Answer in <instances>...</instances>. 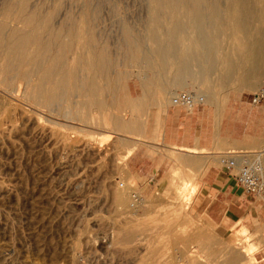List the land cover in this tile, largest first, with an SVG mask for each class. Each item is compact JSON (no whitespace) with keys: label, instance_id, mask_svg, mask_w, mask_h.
Returning <instances> with one entry per match:
<instances>
[{"label":"rangeland","instance_id":"374dc122","mask_svg":"<svg viewBox=\"0 0 264 264\" xmlns=\"http://www.w3.org/2000/svg\"><path fill=\"white\" fill-rule=\"evenodd\" d=\"M121 3L126 8L117 10L114 17L101 9L94 28L112 46L116 18L124 14L132 28L141 23V2ZM238 4L239 0L218 2L219 15L227 25L218 35L216 73L224 58L235 64L239 58L243 36L237 18L243 16ZM250 4L264 10V0ZM244 21L248 22L246 29L257 31L255 38H261L264 18L250 14ZM3 24L10 44L13 32L21 26L14 20ZM113 54L114 62L107 69L108 86L98 87L100 73L90 79L99 91L96 100L104 106L77 120L32 105L27 85L12 78L14 72L0 83V264H264V204L255 203L239 217L226 220L205 212V200L196 195L202 171L208 165L219 167V155L254 158L259 154L264 165V139L259 146L239 152L213 147L203 166H183L176 157L196 156L165 150L168 160L157 174L135 181L125 167L126 128L118 125L134 115L158 116L169 100L162 94L150 99L152 87H146L142 77L150 80L153 75L144 66L140 71L136 62L119 61L121 51ZM259 69L244 74L236 68L233 77L238 81L214 87L213 96L198 92L203 102L195 107H208L217 124L231 113L235 134L257 139L264 129L255 123L257 117L264 122V101L256 105L249 101L252 93L264 89V68ZM120 76L124 78L118 83ZM195 89L189 83L176 93L197 94ZM211 100L215 101L205 104ZM159 151L163 150L151 147L145 153L154 157ZM131 191L141 197L136 207L129 206Z\"/></svg>","mask_w":264,"mask_h":264},{"label":"bare ground","instance_id":"6f19581e","mask_svg":"<svg viewBox=\"0 0 264 264\" xmlns=\"http://www.w3.org/2000/svg\"><path fill=\"white\" fill-rule=\"evenodd\" d=\"M117 1L84 0L77 4V0H53L51 3L43 0H1L0 83L7 82L5 75L14 72L12 78L20 79L27 85L28 98L32 105L47 109L60 117L77 120L79 117L87 116L89 112L102 108L104 103L96 100L99 96L98 88L90 79L100 73L103 79L97 77L98 87L103 84L108 86L107 69L114 62V51L119 49L108 43L103 33L95 32L94 28L102 16L101 9L108 10L112 7L116 13L119 9L125 10L124 2ZM212 1L213 11L216 14L215 22L220 29H223L227 21L219 15V0ZM250 1L239 0L237 8L241 17L245 19L253 14L256 17L260 15L263 20L264 10L251 8ZM81 6L84 7V12L80 10ZM139 8L142 9V5ZM94 10L97 11L93 13ZM121 19L126 22L124 14ZM242 19L237 18V26L243 36L237 64L228 58L221 59L222 65L217 73L215 69L218 65H216L217 46L191 47L188 45L189 39L182 40V47L179 50L171 48L162 50L158 46L137 47L130 52V61L126 62H136L135 66L140 71L143 70L140 67L144 66V70L153 75L150 80L142 77L144 85L152 87L149 92L150 99L155 94H162L170 103L177 95V90H183L189 83H193L197 94L188 93L195 102L200 100L202 103L198 92L204 90L213 96L214 87L222 88L226 82L238 81L233 77L236 68H240L244 74L258 73L260 67L264 68V31L260 32L261 38H255L257 31L247 30L248 22ZM8 20H14V23H19L21 26L13 32L15 37L11 33V36L8 34L10 38L14 37L13 42L7 38V42H12L10 44L6 43V28L3 24ZM66 23H70L68 32ZM67 34H69L68 39H66ZM217 41L218 36L216 43ZM242 64L245 65L244 68L241 67ZM81 76L86 77L80 78ZM123 78L120 76L117 79L118 83ZM207 84L208 89L205 86ZM11 92L15 93V91ZM78 98L83 100L77 102ZM110 103L108 105L112 104ZM118 126L124 129L126 123H120ZM256 158L260 157L256 156ZM231 172L235 174L236 171L231 169ZM140 201L141 197L134 207ZM212 247L214 248V245Z\"/></svg>","mask_w":264,"mask_h":264},{"label":"crops","instance_id":"0c3cea01","mask_svg":"<svg viewBox=\"0 0 264 264\" xmlns=\"http://www.w3.org/2000/svg\"><path fill=\"white\" fill-rule=\"evenodd\" d=\"M162 108L158 116L151 115L145 119L134 115L133 119H126L125 167L137 182L139 178L157 174L168 160L165 150L196 156L176 157L183 166H203L209 159V150L213 147L239 152L259 146L264 139V122L260 117L255 122L259 130L263 129L262 132L259 131L260 136L255 140H247L242 137V133L235 134L234 126H230L235 121V116L231 117V113L226 114L217 124L214 123L211 110L205 106L187 111L167 103ZM255 111L258 112V109ZM138 136L144 139H138ZM151 147L163 151L149 157L145 150ZM223 169L208 165L201 173L196 195L205 200L202 207L205 212H215L220 219L233 220L244 211H249L255 203L257 206L264 204L258 201L257 196L247 197L241 188L234 185L233 172L226 173Z\"/></svg>","mask_w":264,"mask_h":264},{"label":"water","instance_id":"95a60500","mask_svg":"<svg viewBox=\"0 0 264 264\" xmlns=\"http://www.w3.org/2000/svg\"><path fill=\"white\" fill-rule=\"evenodd\" d=\"M139 1L143 6L139 27H129L122 19L114 20V44L122 53L119 61H130V52L137 47L158 46L162 50H179L183 39H189L188 45L191 47L211 48L217 44L220 28L215 22L212 0ZM81 8L83 11L84 7ZM108 14L114 17V8L109 7ZM66 30H70V23H66ZM68 37L69 34L66 39Z\"/></svg>","mask_w":264,"mask_h":264},{"label":"built area","instance_id":"2783aa9c","mask_svg":"<svg viewBox=\"0 0 264 264\" xmlns=\"http://www.w3.org/2000/svg\"><path fill=\"white\" fill-rule=\"evenodd\" d=\"M264 101V89L252 93L249 103L256 105ZM201 101L195 102L191 94L185 91L178 92L171 100V105L191 110ZM259 157V154L257 155ZM217 162L220 167L231 170L235 169L233 175L236 185L245 193L257 196L258 201L264 202V165L260 158H249L244 155L227 156L219 155ZM122 186V183H119ZM140 195L137 191H131L129 195V206L134 207Z\"/></svg>","mask_w":264,"mask_h":264}]
</instances>
